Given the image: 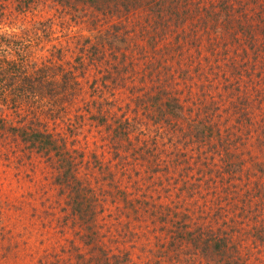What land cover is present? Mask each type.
I'll return each instance as SVG.
<instances>
[{"label": "rangeland", "instance_id": "374dc122", "mask_svg": "<svg viewBox=\"0 0 264 264\" xmlns=\"http://www.w3.org/2000/svg\"><path fill=\"white\" fill-rule=\"evenodd\" d=\"M72 2L0 0V264H264V0H154L108 15ZM226 13L241 21L236 38L193 36L192 21L222 26ZM39 74L47 93L13 94ZM205 104L203 129L234 125L220 147L233 148L239 197L208 172L191 125ZM244 110L251 123L232 116ZM68 168L74 192L57 183Z\"/></svg>", "mask_w": 264, "mask_h": 264}, {"label": "trees", "instance_id": "16d2710c", "mask_svg": "<svg viewBox=\"0 0 264 264\" xmlns=\"http://www.w3.org/2000/svg\"><path fill=\"white\" fill-rule=\"evenodd\" d=\"M57 1L62 6H65L66 8H68V7L70 8L71 5L73 4L72 0H57ZM81 1H83V3H84V6L82 7V11H83L84 15L86 13H88V8H89L90 4L94 5V7H95L94 9H97L99 11L104 12V14H106V15L113 14L116 10H117V12H119L120 5L124 6V7L121 8L122 12L120 14H122L123 12H125V13L126 12H130V10H127V9H131V7H136L137 6L136 4H143L144 1H147L148 7L150 9H151L150 5H154V0H81ZM113 1H117L118 3H113ZM154 6H156V5H154ZM113 8L115 9L114 11H113ZM172 9L175 10L172 13H179L177 6H174ZM156 11H158V10H156ZM226 14H227V16H226L227 19L223 21L224 24L222 26L218 22L219 20H217V18L214 19L211 22H209V20L208 21H202L201 18H197V21H192V23L189 25V27H191V29H192L193 36L197 40L198 39L199 40L200 39H205L207 42H209V46L208 47H216V42L218 41L219 35L222 36V38H224V39H225L226 35H227L226 37L229 36V37H232V38H236L238 33L233 28V25L235 23H239V25H240L241 21L240 20H236V21L231 20V18L229 16L230 14H228V13H226ZM208 17H209V15H208ZM179 18H180V21L184 20L181 17H179ZM94 22H95V20L92 21V23H94ZM47 23L48 22L40 24V27L42 28ZM48 24H50V23H48ZM152 25H153V28L155 29L154 32L158 33L156 31L155 23H153ZM135 27H136V25L134 26V29H135ZM162 35H164V30H162V32L159 33L160 37ZM152 36L155 37V40H156V36L155 35H152ZM181 46L182 45H180L179 47L181 48ZM180 50H178V51H180ZM213 52H215V51H213ZM227 52L225 54H227ZM174 53H176V52H174ZM179 55H182V53L179 52ZM89 58H90L91 62L82 63L80 65L81 66L80 70L77 71L78 75L80 74L79 75L80 77L81 76H85L88 73L87 72L85 74V70L88 69V68H89L88 70L90 72H92L93 68L91 67V64H92L93 67H95L94 65H96L94 63V57L89 55ZM115 69L117 71H120L119 67H116ZM18 75L19 76L20 75L21 76L22 75L25 76V73L20 71ZM43 76L44 75L39 74V80L37 82L32 81V79L35 78V77L28 78V81H30V82H32L34 84H37L38 88L32 86L29 89H27V87H25L23 85H18V86H16L18 93H16V88H15L14 91H13V94H16L18 96V95H22L23 93H27V92L36 93L37 91H39V92H41L43 94L47 93L46 90L44 89V85L46 84V82L44 81V78L46 76L45 77H43ZM47 79H48V77H47ZM47 83H48V80H47ZM227 88L230 89V86H227ZM163 93L165 94V92H163ZM51 94H54L53 91L51 92ZM207 98H208V94H206V91H205L204 92V98L200 102H204L205 99H206V101H208ZM187 101L189 103H192V104H199L200 103V102L198 103V102L193 101L191 99V97H188ZM166 105L168 107L171 106V110H175L176 114L180 115V114H185V112H186V110L184 108V105L180 104V102L173 103L171 100H167ZM205 105H206L205 109H206V113H207L206 118L203 119V120L195 118V119L192 120L191 125H199L200 126V130H198L197 135L203 137L202 138V141H203V144H204L203 147L207 151L205 159H207L206 166L208 168V172H210L212 174L213 178H216V176H218V177H220L223 180V184H222V187H224L223 191H226L227 193H230L234 197H239L240 195L237 192H235L236 186L233 185V181L235 179L232 176V174L234 173V171H233V169L230 168L232 166L233 162H234V159H233V157H234L233 155L234 154L232 152L233 148L223 151V149H221V147H220L221 144H223L224 141H225L224 139H222L223 137L221 136V135H223L222 134L223 131H224V133H226V135H231L232 131H234V129H235L234 125H233V123H229L226 126V130L225 129L221 130V126H219V128H217L214 125H210L208 131L203 129L202 127L206 124V121H208V120L210 121L211 120L210 113L207 111L208 109H211V106H209L210 104H205ZM205 105H203V106H205ZM1 111H2V108L0 107V113H1ZM187 111H189V112L192 111L191 106H189L187 108ZM245 111H247V110H244V112H241V113L236 111V113H238V115H236V116L232 115L231 113L230 114L233 117H235V118L238 116L239 120H241L243 122L251 123V121L253 119L252 115H250L249 113H245ZM225 112H227V111H225ZM223 118H224V116H223ZM0 121H1V119H0ZM223 122L225 123V121H223ZM216 129H217V131H216ZM34 130L35 129L31 128V131H28V128L24 127V126H19L18 128H15V131L19 132L20 138L25 140V141H27V142L32 140V143H34V144L36 142L37 143L41 142V143H44L43 145H45V139H46L47 140L46 147L51 145L52 139H53V136L51 134H48V133H46L44 131H41V130H37V131H34ZM262 133L264 134V131ZM216 134H218V136H215ZM31 135L33 137H30ZM46 147H41V148L42 149H47ZM179 152H177V155L180 158L181 156H183V154L179 153ZM227 167H229V168H227ZM76 169L77 168H68V169H66L64 171L63 174L58 176V178H57L58 179L57 180L58 181L57 182L58 185H61L62 187H64V186H67L69 188L71 187V189L73 190L72 192H74V190H76V188L72 187L71 185H73V184H71V183H72V178L75 175L73 171L76 170ZM184 172H185V176L188 177L189 174L187 173L186 168H185ZM234 193H235L236 196L234 195ZM244 203L245 202L239 203L240 206H235V207H240V209L242 211L243 210L246 211L247 209L252 211L250 208H246L245 206L241 207ZM177 205L178 204H175V207H173L176 210H177ZM78 206H79V210L82 212V208L80 207V204ZM86 214L89 215V212L86 213ZM86 214H82L81 213V215H83V216L86 215ZM176 214H177V212L175 213V215ZM165 216H166L165 221L170 222V224H171V219H170V221L167 219V217L170 218V215L165 214ZM171 218H175V217H171ZM185 222H187V221L185 220ZM178 231L180 233H183V232H185V229L183 227H179ZM206 245L208 247V242H206ZM209 247H213V249L211 250L213 258L216 257L215 255L217 253H219V250L225 249V248H223V245L220 244L219 242L210 244ZM204 249L206 250L208 248H204ZM243 260H244L243 262L238 261L237 264H246V262H247L246 259H243Z\"/></svg>", "mask_w": 264, "mask_h": 264}]
</instances>
